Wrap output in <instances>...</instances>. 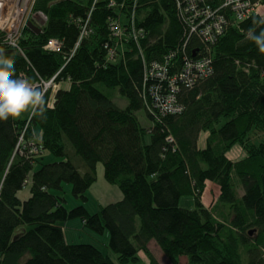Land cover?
Masks as SVG:
<instances>
[{
	"label": "trees",
	"instance_id": "1",
	"mask_svg": "<svg viewBox=\"0 0 264 264\" xmlns=\"http://www.w3.org/2000/svg\"><path fill=\"white\" fill-rule=\"evenodd\" d=\"M109 2L36 0L33 12L47 20L31 19L39 32L25 27L24 55L0 47L14 59L17 78L49 79L60 71L56 83L66 85L51 102L48 90L43 112L38 107L29 121L0 120V264H126L140 252L148 264H161L150 242L170 264L180 257L187 264H264V141H249L264 133V53L250 39L264 29L257 23L262 16L238 22L228 11L227 30L206 46L180 19L176 0H137L135 21L144 36L120 41L110 21H125L131 6ZM88 17L90 34L70 57ZM50 38L62 41V51L44 49ZM109 47H116L112 60ZM201 57L211 60L210 74L179 84L180 112H161L152 62L166 61L178 72ZM100 85L116 89L127 104L118 105ZM26 123V139L42 145L36 154L17 149ZM203 131L206 144L199 147ZM243 143L247 154L233 161L226 153ZM99 163L122 197L94 213L84 204L67 208L54 191L70 183L86 201ZM208 181L219 188L211 207L201 198ZM184 195L193 196L195 207L179 205ZM76 217L97 234L108 231L117 262L94 244L67 242L59 222Z\"/></svg>",
	"mask_w": 264,
	"mask_h": 264
},
{
	"label": "built area",
	"instance_id": "2",
	"mask_svg": "<svg viewBox=\"0 0 264 264\" xmlns=\"http://www.w3.org/2000/svg\"><path fill=\"white\" fill-rule=\"evenodd\" d=\"M35 2L36 0H0V47L12 48L24 55L22 48H20V40L28 21H32L31 19L35 18L40 24H43L47 20V15L43 11L33 12V4ZM263 2L264 0H176L180 19L185 20L191 33L201 36L206 46L207 44H214L218 37L227 30V26L229 25L228 11L233 18L240 22L249 18L252 14H258ZM126 3H129L131 6L127 10L129 11L127 21L123 23L122 17L112 19L110 21L112 33L120 41L125 39L139 41L144 36L145 31L143 28H139L135 21L137 0H120L119 3L115 0H110L109 2L110 6L115 7H123ZM83 20L80 23L82 31L79 40L72 50L70 57L80 44V40L90 34L87 27L89 17ZM13 41L15 42V47L11 44ZM62 45L63 43L60 39L50 38L43 47L45 50L60 52L62 51ZM115 50L116 47H109L108 58L110 60L114 57L113 53H115ZM210 69H212L211 60L208 57L197 58V60H186L182 70L178 72H170V67L166 61L165 63L152 62L150 71L151 76L155 80L152 83L154 84L152 87L157 90L154 97V105L163 113L180 112L181 107L176 104L175 98L179 84L183 83L186 86H191L195 83L194 81L209 75ZM59 73L60 71L49 79L36 78V80H29L24 76L20 78L26 80L33 87L38 88L44 96L50 88H53L57 84L56 77ZM33 113L34 111L32 110L30 117ZM27 125L28 123L20 131L17 149L21 154H36L42 150V145L24 138Z\"/></svg>",
	"mask_w": 264,
	"mask_h": 264
},
{
	"label": "rangeland",
	"instance_id": "3",
	"mask_svg": "<svg viewBox=\"0 0 264 264\" xmlns=\"http://www.w3.org/2000/svg\"><path fill=\"white\" fill-rule=\"evenodd\" d=\"M261 7L259 8V12L258 14H260L262 17H264V2L261 3ZM124 21V19H123ZM122 21V22H123ZM127 21L126 20L123 22L125 23ZM66 86V85H65ZM63 83H58L55 84V86L53 88H50L51 91L49 92V102H51L54 97V94L56 92V90L58 88L61 87H65ZM100 88L103 89L107 95H109L118 105L124 107L127 104V100L120 95V93L116 90V89H106L105 87H103L102 85H100ZM32 108H29L27 112L26 116H23L22 113L19 116H22L24 118H26L29 121V118L31 113H32ZM143 115V114H142ZM142 115L141 119L142 121L144 120ZM146 123V121H144ZM33 132L35 134L39 133L38 131H40L39 127H33L32 128ZM27 131V129H26ZM207 133L206 131H203L200 133V136L198 138V144L199 147H205L206 144V137H207ZM26 138V133L24 135ZM257 136V135H256ZM34 140H32L33 142ZM249 141H253L255 142V144H259V141H264V133L262 134V136H257L254 137L250 135L249 137ZM245 143H243V145L240 144H235L226 154L228 155L229 158L234 160L237 159H241L245 156L246 150H243V147ZM245 148V147H244ZM40 152V151H39ZM47 161H52L54 160L53 156H47L46 158ZM103 165L101 163L98 164L97 166V181H94V184L89 188V190L86 193L87 196V200L83 201L81 198H77L73 195L72 193V185L70 183H63V190L62 191H54L56 194H60L61 196H63L65 198V206H67V208H72L78 204H84L85 207L88 209L89 212L93 213V211L95 212V210H97L99 206V204H106L108 203V200H103L102 196H99V194L104 193L103 191V186L100 184L99 181L104 182L105 184L112 186L115 188L116 191H113L112 194H110V201L115 200L117 198L120 197L116 196L117 194H121V191H119L120 189L113 184L108 183L107 181H105L104 178V171H103ZM97 187V188H96ZM206 191L205 193L202 195V200L204 202V204L208 207H211L213 202H216L217 200V196L219 194V188L217 186L216 182L213 181H208V183L206 184ZM97 189H101V191H99V193L97 192ZM179 205L183 208H193L195 207V200L193 198V196L191 195H184L181 198H179ZM60 226L63 227V230L66 233V238L67 241L69 243H90V244H94L97 247H99L104 253L110 255V257L117 262V255L115 252H113L109 246L107 245L109 242V235H108V231H105L102 234H97L94 231L90 230L88 227L84 226L83 221L76 217V218H72V219H68L66 221H61L59 222ZM250 236H254L256 235L255 231H252V233L249 234ZM151 249L153 251V253L156 255V257L159 259V262L161 264H170L168 259L166 258V256L162 253V250L153 242L151 244ZM187 259L186 257H180V264H187ZM149 263V259L147 258V255L145 253L142 254L139 253L138 255V260H135L126 264H148Z\"/></svg>",
	"mask_w": 264,
	"mask_h": 264
},
{
	"label": "clouds",
	"instance_id": "4",
	"mask_svg": "<svg viewBox=\"0 0 264 264\" xmlns=\"http://www.w3.org/2000/svg\"><path fill=\"white\" fill-rule=\"evenodd\" d=\"M257 23L264 24V17ZM250 39L254 41L258 50L264 53V29L258 34H251ZM11 44L15 47L14 41ZM14 73V59L0 51V120L18 117L29 108L35 111L39 107L40 112H43V108L40 107L43 104L42 92L26 80L17 78Z\"/></svg>",
	"mask_w": 264,
	"mask_h": 264
},
{
	"label": "crops",
	"instance_id": "5",
	"mask_svg": "<svg viewBox=\"0 0 264 264\" xmlns=\"http://www.w3.org/2000/svg\"><path fill=\"white\" fill-rule=\"evenodd\" d=\"M27 112L28 111H24V112H22V115L23 116H26L27 115ZM22 117V116H21ZM106 181V180H105ZM100 182V184L103 186L102 188H103V192L104 193H102V194H99V196H102V199L103 200H108L107 202L108 203H110V202H112V200L110 201V194H112L113 193V191H116L115 190V188L114 187H112V186H109V185H107V184H105L104 182H102V181H99ZM97 188V187H96ZM91 189V188H90ZM99 191H101V189H97V192L99 193ZM27 195H29V189H28V186H26L22 191H20V195L19 196H21L22 198H27ZM120 195V197L119 198H117V199H115V200H113V201H116V200H119L121 197H122V193L121 194H117L116 196H119ZM107 204V203H106ZM101 205H105V204H99V206H101ZM98 209H99V207L97 208V210H95V212L96 211H98ZM93 213H94V211H93ZM64 234H65V238L67 237L66 236V233H65V231H64ZM108 235H109V233H108ZM66 240H67V238H66ZM68 242V241H67ZM151 244L153 243V242H150ZM151 244H150V246H151ZM141 253V252H140ZM139 254V253H138Z\"/></svg>",
	"mask_w": 264,
	"mask_h": 264
},
{
	"label": "water",
	"instance_id": "6",
	"mask_svg": "<svg viewBox=\"0 0 264 264\" xmlns=\"http://www.w3.org/2000/svg\"><path fill=\"white\" fill-rule=\"evenodd\" d=\"M29 28L35 30L36 32L40 31V27L36 26L32 21H28L27 25Z\"/></svg>",
	"mask_w": 264,
	"mask_h": 264
}]
</instances>
